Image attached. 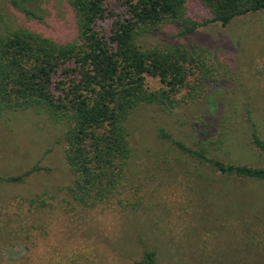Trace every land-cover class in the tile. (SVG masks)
<instances>
[{
  "label": "rangeland",
  "instance_id": "374dc122",
  "mask_svg": "<svg viewBox=\"0 0 264 264\" xmlns=\"http://www.w3.org/2000/svg\"><path fill=\"white\" fill-rule=\"evenodd\" d=\"M41 2L42 19L31 25L58 40L73 36L66 1ZM0 3L5 17L18 22L8 1ZM113 3L121 13L119 1ZM200 10L189 6L190 13ZM141 40L202 49L213 71L195 100L171 111L142 105L131 114L133 155L124 182L137 208H42L41 201L54 203L61 194L55 189L70 179L64 125L32 109L2 111L0 175L34 163L49 170L22 182L0 181V264H135L143 245L155 250L159 264H264V181L219 175L156 134L163 128L191 147L208 140L210 156L264 165L247 119L264 140V9L184 35L167 24ZM145 84L161 86L154 77H145Z\"/></svg>",
  "mask_w": 264,
  "mask_h": 264
},
{
  "label": "trees",
  "instance_id": "16d2710c",
  "mask_svg": "<svg viewBox=\"0 0 264 264\" xmlns=\"http://www.w3.org/2000/svg\"><path fill=\"white\" fill-rule=\"evenodd\" d=\"M7 1L20 21L5 17L0 3V112L32 109L64 125L63 161L70 179L55 189L61 192L59 201H41L42 208L63 211L101 205L137 208L124 182L133 155L131 114L142 105L171 111L195 100L212 75L202 49L148 45L142 36L167 24L184 35L264 9V0H118L122 12L117 14L113 0H65L74 16L75 33L58 40L31 25L42 19L41 0ZM190 4L201 10L190 13ZM145 77L157 78L161 86L148 88ZM247 119L250 142L264 157V140ZM156 134L219 175L264 181V165L234 164L210 156L208 140L191 147L163 128ZM38 170L49 168L34 163L19 173L0 175V181L22 182ZM134 263L159 264L155 250L144 245Z\"/></svg>",
  "mask_w": 264,
  "mask_h": 264
}]
</instances>
